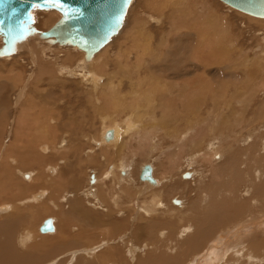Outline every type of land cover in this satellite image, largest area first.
Returning <instances> with one entry per match:
<instances>
[{"label": "rangeland", "instance_id": "374dc122", "mask_svg": "<svg viewBox=\"0 0 264 264\" xmlns=\"http://www.w3.org/2000/svg\"><path fill=\"white\" fill-rule=\"evenodd\" d=\"M189 9L193 14L188 11L184 15L185 17H181V15L183 16L185 13L184 11ZM128 10L129 11H127L123 21V26L119 32H117L116 35L111 38V41L108 43L109 45L107 44L102 50H100V52H98L95 56H92L95 58L99 56L100 58L99 61L94 63V68L96 71L98 70L99 76L102 77V86L107 84V88L109 90L112 91L115 89L116 95L118 93V99L123 97L122 99L124 100L125 104L132 101L135 103V105L141 104L144 106V104H146L144 101V94L147 92L146 89L149 88L148 82L150 83V81H152V83L158 84V82L163 83L164 80L166 82L172 81L171 79H174L170 78V76L174 73L173 71L163 68L157 69V67L161 66L162 63L168 64L175 59L176 55H181L183 64L192 65L191 67H195L196 70L192 75H185L183 78H177V81L184 80L186 81V85L189 86V81L193 83L196 79L199 80L198 86L200 89L198 90V93H196L199 102H196V106H189L187 98L179 103V105H183V108L181 107L177 109L183 113L182 115L184 116V120H181L182 122L176 120L175 122L177 123L173 124L172 126L165 127L166 131L159 129L156 126H152L154 121L151 119H154L155 117L158 118L162 113L160 108L157 109L156 107V111L151 113H148L146 110H144L146 115H140L141 117L136 116L139 124L141 125L138 126L137 130L135 129L132 132H127L130 136H121L122 133H119V138L121 140L118 138V143L123 142V146H121L122 144H117V148L115 146H110L109 148L108 146L105 148V150H100V147L95 144L96 140H94V137L95 133L100 132L99 135L101 134L102 126H104L101 123L103 114L106 116L107 113H111L112 111L115 113L117 110L115 111V108L111 107L107 109L105 108L106 99L104 96L101 98L99 96L100 99H98V96H92L93 100L91 98L89 99V97L86 96L87 94L85 91L88 89V86H84L82 82L81 85L84 87L82 89L85 91L82 93V96H80L81 94L79 93L81 90H78L77 87H74V82L78 83L79 79L81 80V77H84L85 75V73H82V67L79 69V65L83 60L91 61L90 59H92V57L90 59H83L84 55L82 56V52H80L82 50L76 46L59 45L57 43L48 42L49 40L44 37V39H41L40 35H38V37L37 35L35 37L30 35L25 38V42L24 39L22 42H18L15 49L16 51L14 50V52L8 56L0 57V84L3 83V86L0 87L2 89L5 88V90L0 89L1 91H4L2 94L0 92V117L5 114H3L5 107L8 112V116L5 114L0 119L4 125H2L3 128H0V142L3 140V143L0 144V163L2 160V155L5 154L8 146L14 142L13 135L11 134L13 131L12 127L14 126L12 115L17 116L19 114V111L22 109L19 104H26L27 100L33 98L32 100L36 101L35 106L37 107L34 108L36 113H50L48 118L50 120L49 125L52 124L55 126L56 124L59 135L57 140H61L62 146H66L68 140L63 138L61 139L60 136L63 133L64 135L67 133L69 135L68 138H74L75 134L79 135L81 133L80 126H82V129L85 128L82 130L84 134L81 133L80 135L82 137L84 136L83 140L87 142L86 148L89 151L90 149L96 151V153L94 152L95 155H97L95 159L89 157L86 151H80V156L78 153L76 154V157L73 155V158L69 157L70 159H68L66 157L65 159L64 157H60V154L57 152L56 148H54L47 152V155H45L48 156L47 158L39 157L40 159H38L43 161L44 167H41V170L44 168L47 170L45 175L47 182L62 175V169L60 170V166L61 168L64 167L66 169L68 164L67 162L72 161V172L74 171L73 174L78 171L74 174L73 179L76 177L78 184L80 183L79 187L81 189L79 191V196L87 199L84 201V203L88 205L87 208L92 207L95 212H98V215L100 214V220L102 221H100L99 225L92 223H82V221L80 222L77 217L69 216L72 228L75 226L73 228L74 232L72 231L73 233H75L76 230L81 229L84 230L81 236L84 233H87V235L88 233L91 234L89 237L85 234L82 237H79L81 238V241L84 240L85 242L79 241L77 244H84L83 246H85V244H91L90 246H92L93 242L96 243V245H103L105 243L109 244L111 241L118 240V242H121V244H118V242L115 241V243L119 245L120 249L116 264H126V262L127 264L130 262V264H134V260L131 258V252H127L128 246L129 248L136 247L135 254L140 253L139 256L142 257V260H146L145 262L141 261L140 264H145L147 262V264H192L194 258H196L194 260L195 262L201 263L200 261H203V259H197V256L200 253L205 256L204 249L208 246V244L210 245L211 243L217 245L220 252L222 253L220 259L215 264H223V262L228 258L232 259L233 264L240 262L238 261L241 259H239V256L233 255L231 252L226 251L234 247L233 244L239 246L237 247L239 249L242 247H244V249H249L250 252L258 257V259L264 260V218H261V216L264 217V207L261 206L264 205V195L261 198L257 195V192H255V190L257 191L259 188L258 185L262 187L264 186V21L251 19V15L245 14L243 12H241L242 14L235 13L240 11L229 7L220 0H132ZM177 10L181 12L177 14ZM211 10L215 12L214 16H212L213 13ZM32 13L34 17V26L39 28L40 31L48 29L51 26V23H54L53 21H56L60 16L55 11L40 10L37 8L34 9ZM43 13L45 15L52 14L53 16L52 18H44L45 15ZM189 14L192 15V19L190 18ZM219 15H224V17H219ZM179 16L180 19H178ZM46 18L50 20H47ZM174 18L177 23L174 22ZM206 18H208L207 24L209 25H211L212 21H217L213 29L217 28L216 30L221 32L219 33L222 35V41H220L221 39L219 41L221 43L224 42V44H221L219 41V44L215 42L217 41V31L216 33L214 30L213 32L215 34H212V31H210L211 28L209 30L207 29L210 32L209 36L206 35L202 37H208L209 40L211 36L214 35L215 37V39L214 37H211V39L213 38L212 41L210 40L207 42L208 39H204L198 35L200 32L204 34L206 31L205 27H203L204 25H202L200 28L199 25L195 26V28L188 26V24H195L193 22L195 21L194 19L199 22ZM176 19L180 20L181 22L177 21ZM48 21L51 23H48ZM37 23L40 24L37 26ZM179 23L182 25L180 26ZM197 28H204L205 31H202V29L201 31L198 29V31ZM195 34H197V36ZM220 34L217 36V39L221 38L219 37L221 36ZM200 39L201 41L198 42ZM0 45H2L1 36ZM32 47L35 49L33 50ZM35 50L38 51L36 52ZM174 51L178 53H173ZM103 52L104 56L102 55ZM220 54H222L223 57ZM164 55L166 56L167 60H165L166 58ZM35 57L41 58L43 60V65L49 69H54L55 71L62 69L64 72L61 70L60 74L54 75H60L59 77L64 75L65 79L58 81L59 77H56L55 79L57 80L55 82L49 83L48 80L51 78L52 74H50V71L45 68V72L48 71L44 74L45 76L43 75V78L39 79L38 83L29 85L32 80L34 81L37 79L38 69L37 73L36 71L34 72L31 80L26 79L27 74L29 75L31 70L35 68L30 61ZM76 67L79 69V71H77L78 69H76ZM66 68L69 69L68 71L71 70L72 73L66 72ZM84 69L83 72L86 70ZM9 71H14L12 74L15 76L14 73H16L17 75L15 78H17H10L12 77V74ZM47 74H50V77ZM161 74L164 75L162 76ZM166 75H169V77L167 78ZM20 77H23L22 81H20ZM7 78H10L11 80H7ZM5 80L9 82L13 80L14 82L10 83L17 86H12ZM15 81L19 82V85L18 83L15 84ZM25 81H27V89H25L23 86ZM67 82L70 87H73L70 88L68 84H66L65 87L64 84ZM207 82L209 83V86L206 85ZM46 83L48 85H46ZM117 84L119 85L117 86ZM149 85H151V83ZM14 87L16 88L13 89ZM110 87H113V89ZM123 87L127 88L125 89ZM30 89L31 92L27 93ZM190 89L191 88L189 87V90ZM16 90L19 92L22 90L24 93L20 94L21 98L19 95L17 107L16 102L18 100L16 99V95L19 92H16ZM12 91L14 93L16 92V94H14L15 96L12 94V100L10 99L9 102H6L7 104L3 103L6 99L3 98L4 94L7 95L8 92L11 93ZM134 93L137 96H134ZM138 94L139 96L141 95L140 98ZM71 95L74 97L75 95L78 97L80 96V99L75 98L72 99V101L70 100ZM205 95L207 96L205 97ZM81 99L83 105L79 102ZM92 101L94 104L97 103V106L95 105L94 109L93 105H91L93 103ZM154 102L157 103V99ZM1 105H3V107H1ZM134 106L128 107L129 112H120V110H118L116 114L112 113L115 117L110 119L106 125H109L112 121L116 123L123 122L122 118H125L124 114H132L133 112L136 113L137 109L134 108ZM172 110L177 111L174 107ZM150 116H153V118H150ZM70 128H75L76 132H73V130ZM146 129L147 131H145ZM80 135L78 136V139L76 138L77 141L82 140ZM203 137L204 145H201V149H192L191 146H195L193 141L200 140ZM40 144L41 143H38V145ZM102 144L106 145V143L103 142ZM104 145L102 147H105ZM59 149L67 150L66 147ZM70 150L72 151V148H70ZM119 150L122 153L121 156H119L117 153ZM235 152L239 153L237 154ZM251 153H255V156L253 157L255 160L249 159L248 155ZM52 154H55L54 158L51 157ZM104 155L107 157L109 156L111 160L109 158L106 160ZM234 155L237 157L236 159H234ZM81 156L84 159H79ZM109 160L110 162H108ZM251 160L255 161L254 166H252ZM111 162H122L126 168H122L125 173H117L116 176L118 178H116L117 180L115 179L114 182H112L113 178L107 174L108 171H110L108 166L111 165ZM12 163L15 165L14 167L17 168L15 172L16 175H14L13 172V177L15 180H20L21 178V180L33 183V185L29 188L31 190L27 193L26 197L34 195L38 191H46L45 195L39 199L24 200L22 202L23 204L21 203L20 206H26L24 207L25 209L23 208L24 210L21 211L23 217H21L22 220L29 219L30 222L32 221V225H36L32 227V230L33 228L35 229L34 232L36 233V239H38V241L43 236L52 235L51 237H53V234L56 236L58 230L61 228V225H67L64 224L66 221L61 217L63 214H59V212L62 209V205H64L63 210L67 209L68 204L66 201H68V199L64 200L60 205L62 199L55 200V198L59 197L63 193L62 190L58 193L57 189L47 187L48 185L46 184L35 187V184L42 182L38 175L39 172L41 173L39 170L40 166L37 163L31 162L27 167L26 165H22V163L19 161L18 165H16V162ZM146 163L150 164L152 170L155 171H152V174L153 178H155V181L158 183V186L154 189L151 188L150 182L147 183V181L140 180L139 178L140 170ZM232 163L234 164L233 166H231ZM234 166H237L238 170H242L243 174L248 172L247 170L251 168L254 169L251 175H255V178L249 174H245V178L242 174H233L231 169H234ZM50 168L55 169L53 173L51 172L52 170L48 171ZM188 171L192 173V177L190 179L183 178L182 174ZM93 173L99 182L96 181L98 184L95 182L92 185L93 187H96L92 192L88 179ZM25 174H31V177L28 178V176H25ZM64 175L70 177L68 173L64 172ZM48 176H50V178ZM65 176H63V179ZM156 177L167 180L171 177L172 178L171 182L164 181L165 185L163 184L164 186L162 187V185L159 184V181H157L160 178L156 180ZM225 178H227V180L223 181ZM250 179H253V182H250L252 181ZM67 181L69 182V178H67ZM225 182L227 183L225 184ZM122 185H124V187ZM248 187L251 188V192L249 193L246 190ZM263 188H260L262 189V192L264 191ZM155 192L159 193V196L161 197L160 200H162L161 202H164L165 204L163 208L160 207L161 209H157V213L146 212L144 208H146V205L149 203L144 205L143 202H149L150 198L152 197L151 194ZM213 193L217 195L218 198H227L228 200H231L232 198L235 202V205L238 206L240 204L241 206H239L242 207L240 209V215L235 218V216H237L236 214H238V207L234 208V206H229V204L227 205V203H225L224 206L227 208L223 209L228 211L230 214V216H227V219L230 217L228 220L229 223H227L226 226L220 225L222 228H219L218 230L215 229V222H206L201 224L194 221L195 216L200 214L199 209L203 210L207 200L211 198ZM117 194H119V199L118 197L115 199ZM172 198H180V202L184 201V204H182L183 206H178V204L174 205ZM129 200L132 201L128 202ZM192 201H195L196 204H198L199 209L192 207ZM249 201H251L250 204ZM49 203H51L50 206ZM116 203L117 205H115ZM38 205L41 206L42 209L40 207L38 208ZM109 206L111 207V210L108 212L107 209ZM35 207L38 208L37 211H35ZM45 208L47 210H44ZM124 213L127 217L123 215ZM25 214L29 216L26 217ZM1 217L4 218L2 212H0V219ZM258 217H260V225H258L259 223L256 224L258 222ZM47 218H51V220L54 221L53 223L56 222L54 224L55 227L53 233H48L47 231L41 232L39 229L40 225ZM111 218H114L117 223L110 224L109 220ZM153 220L158 221V224L154 229V231L157 232H160L164 229L165 231H178L179 229L181 230L185 227L193 226V228H191L192 230H186V233L188 235L192 232H199L200 230L201 233L198 234V236L200 237L201 242L200 244H194V246L187 241V243L183 245L181 240H178V242L175 241L177 240L175 234V236H170L167 240V243L164 245L158 243L155 238L154 242L150 243L148 231L151 229L150 224ZM79 223L81 224L79 225ZM141 226H143V230L141 229ZM85 228L87 229V232ZM60 231L61 229L59 232ZM140 231L142 233H140ZM236 231H239L240 233L234 236L235 238L232 237V239H234L232 240L230 236H232V234ZM139 233L142 234L143 238L140 237ZM122 234L128 239L125 238L123 241H121L119 236H122ZM223 237H225L223 239L225 242L222 240ZM92 239L93 241H91ZM175 242L177 244H174ZM205 242L206 247L203 246L202 248V244ZM227 242H230V247L227 245ZM74 246L75 245L69 243L67 244L68 249L65 248L63 251H68L71 248L69 252H73L76 250V248H73ZM102 248H105V246L101 247L100 249L102 250ZM77 249H83V247H79ZM242 256L244 257V260L241 259L242 264H254L252 261H249L248 257H246L244 254H242ZM137 261H140V259ZM195 262L194 264H196ZM210 262L211 260H209L207 264H211ZM255 264H262V262L258 261L255 262Z\"/></svg>", "mask_w": 264, "mask_h": 264}, {"label": "bare ground", "instance_id": "6f19581e", "mask_svg": "<svg viewBox=\"0 0 264 264\" xmlns=\"http://www.w3.org/2000/svg\"><path fill=\"white\" fill-rule=\"evenodd\" d=\"M132 1V0H131ZM131 3V2H130ZM227 5V4H226ZM130 6V5H129ZM129 6H128V9H129ZM179 6V5H178ZM230 7V6H229ZM177 8V7H176ZM224 8V7H223ZM36 9V8H35ZM127 9V11H129ZM207 9V8H206ZM180 10L182 11V9L180 8ZM200 10V9H199ZM236 10V9H235ZM178 11V10H177ZM180 11V12H181ZM188 11H190V9L189 10H185L184 12V14H183V16L181 15V17H185L184 15L186 14V12H188ZM206 11V10H205ZM212 11V10H211ZM239 11V10H238ZM179 11L177 12V14L178 13H180ZM42 13V12H41ZM127 13V12H126ZM190 13H192L191 11H190ZM212 13H213V15L212 16H214L215 15V12H213L212 11ZM234 13V12H233ZM235 13H239V14H242L241 13V11L240 12H235ZM244 13V12H243ZM44 14V13H43ZM193 14V13H192ZM45 15V14H44ZM180 15V14H179ZM190 15V14H189ZM52 14H46L45 16H44V18L45 17H49V18H52ZM191 16L192 15H190V18H191ZM222 17H224V15L222 16ZM247 17V16H246ZM125 18V17H124ZM162 18V17H161ZM177 18V17H176ZM251 19H255V20H263L264 21V18H259V17H256V16H251L250 17ZM47 19V18H46ZM178 19H180V16H179V18ZM182 20H184L183 18H181ZM186 19V18H185ZM192 19V18H191ZM226 19V18H225ZM249 19V18H248ZM47 20H50V19H47ZM177 20V19H176ZM195 21H193L195 24H192V25H189L188 24V26H191V27H194L195 28V26H197V25H199V28L202 26V25H204L203 27H205V29H206V31H205V29L204 28H201L202 29V31H205L204 32V34H202L201 32H200V34H198L200 37H202V36H206V35H208L209 36V34H210V32L208 31L210 28L212 29H210V31H212V34L214 33L213 31L215 30V32L217 31L216 29V26H215V28L216 29H213L214 28V25L216 24V22L217 21H212L211 22V25H209V24H207V22H208V18H206V19H203L202 21H197L196 19H194ZM206 20V21H205ZM209 20H210V18H209ZM123 21H124V19H123ZM177 21H180V20H177ZM53 22H55V20L53 21ZM172 22H173V20H172ZM174 22L175 23H177L176 21H175V18H174ZM181 22V21H180ZM187 22V21H186ZM48 23H51V22H49L48 21ZM40 24V23H39ZM38 23H37V26L39 25ZM53 23H51V25H52ZM34 25V24H33ZM49 25V24H48ZM179 25H180V23H179ZM179 25L177 24V26L179 27ZM182 25V24H181ZM180 25V26H181ZM183 25H184V23H183ZM194 25V26H193ZM222 25V24H221ZM122 26H123V23H122ZM121 26V27H122ZM187 26V25H186ZM218 26V25H217ZM35 27V26H34ZM40 27V26H39ZM224 27V26H223ZM229 27V26H228ZM36 28V32L35 33H33V34H30V35H32L33 37H35L36 35H37V37H38V32H41L40 31V29L39 28H37V27H35ZM199 28H197V30L199 29ZM219 28V27H218ZM225 28V27H224ZM121 29V28H120ZM119 29V30H120ZM201 29H199L200 31H201ZM208 29V30H207ZM119 30L117 31V32H119ZM198 30V31H199ZM220 30V29H219ZM228 30V29H227ZM136 31V30H135ZM189 31V30H188ZM222 31V30H221ZM224 31V30H223ZM230 31V30H229ZM197 32V31H196ZM218 32V33H217ZM216 33L219 35L221 32L220 31H217ZM220 32V33H219ZM198 33V32H197ZM225 33H226V31H225ZM260 33V32H259ZM193 34V33H192ZM211 34V35H212ZM215 34V33H214ZM223 34V33H222ZM116 35V34H115ZM114 35V36H115ZM196 36H197V34H195ZM217 35V36H218ZM221 35V34H220ZM114 36H112V37H114ZM192 36V35H191ZM198 36V37H199ZM216 36V35H215ZM217 36H216V40L217 41H215L217 44H219L218 43V41L220 40V41H222V35L221 36H219V37H221V38H219V39H217ZM41 37V36H40ZM111 37V38H112ZM199 37V38H200ZM211 37H214V35L213 36H211ZM211 37H210V40L212 41V39H211ZM43 37H41V39H42ZM111 38L109 39V41H111ZM188 38H189V36H188ZM202 38H204V37H202ZM33 39V38H32ZM31 39V40H32ZM37 39V38H36ZM44 39V38H43ZM204 39H208L207 40V42H209L210 40H209V38L208 37H206V38H204ZM203 39V40H204ZM214 39H215V37H214ZM39 40V39H38ZM139 40V39H138ZM183 40V39H182ZM194 40V39H193ZM203 40H202V42H203ZM109 41L101 48V49H99V51H97L95 54H93L94 56L98 53V52H100V50H102L108 43H109ZM199 41H201V39L200 40H198V42ZM206 41V40H205ZM219 41V42H220ZM20 42H22V41H20ZM24 42H25V39H24ZM38 42V41H37ZM48 42H50V41H48ZM194 42H196V41H194ZM214 42V41H213ZM213 42H210V43H213ZM214 42V43H215ZM31 43V42H30ZM34 43V42H33ZM51 43H54V42H51ZM221 43V42H220ZM223 44H224V42H222ZM221 43V44H222ZM17 44H18V42L15 44V48H14V50L16 49V46H17ZM20 44V43H19ZM28 44V43H27ZM50 44V43H49ZM216 44V45H217ZM109 45V44H108ZM144 45V44H143ZM148 45V44H147ZM28 46H29V44H28ZM0 47H1V45H0ZM30 47V46H29ZM46 47H47V45H46ZM35 48H36V44H35ZM34 48V49H35ZM38 48V47H37ZM42 48V47H41ZM41 48H40V50H41ZM183 48V47H182ZM31 49V48H30ZM32 49H33V47H32ZM31 49V50H32ZM33 49V50H34ZM80 49V48H79ZM111 49V48H110ZM141 49V48H140ZM207 49V48H206ZM46 50V49H45ZM151 50V49H150ZM154 50V49H153ZM16 51V50H15ZM36 51V50H35ZM38 51V50H37ZM36 51V52H37ZM106 51V50H105ZM148 51V50H147ZM183 51V50H182ZM14 52V51H13ZM13 52H11V53H13ZM41 52V51H40ZM80 52H82V56L84 55V52L83 51H80ZM151 52V51H150ZM179 52H181V51H179ZM10 53V54H11ZM108 53V52H107ZM153 53V52H152ZM173 53H178V52H176V51H174ZM10 54H6V55H1L0 57H4V56H8V55H10ZM41 54V53H40ZM81 54V53H80ZM100 54V53H99ZM106 54V53H105ZM155 54V53H154ZM162 54V53H161ZM14 55V54H13ZM35 55V54H34ZM92 55V56H93ZM102 55L104 56V52L102 53ZM157 55H159V54H157ZM166 55V54H165ZM164 55V57L166 58V56ZM220 55H222V54H220ZM153 56V55H152ZM84 57V56H83ZM139 57V56H138ZM162 57V56H161ZM161 57H158V58H161ZM222 57H223V55H222ZM157 58V59H158ZM6 59V58H5ZM30 59H32V58H30ZM83 59H85V58H83ZM143 59V58H142ZM150 59V58H149ZM174 59V58H173ZM222 59V58H221ZM91 61H86V60H81L82 61V65L80 64H77V65H79V69H81L80 67H82V73H85V75H84V77H81V80L79 79V81H78V83H75L74 82V87H77V89L78 90H81V92H79L81 95L80 96H82V93L83 92H85L86 91V96H88L89 97V99L91 98L92 99V96H98V99H100L101 97H105V99H106V109L107 108H115V111L117 110H120V112H126V111H128L129 112V108L128 107H133L134 105H135V103L134 102H129V103H127V104H125V102H124V100L122 99H118L119 97H117L118 96V93H117V95H116V90L115 89H113V87H114V85H113V87H110V88H112L113 90L111 91V90H109L108 88H107V84H104L103 86H102V84H101V82H102V80H101V76H99V74H98V70L96 71L95 70V68H94V63L95 62H97V61H99L100 60V58H99V56L98 57H92V59H90ZM165 60H167V58L165 59ZM165 60H164V62H165ZM181 60H182V58H181V55H176L175 56V59L172 61V62H170V63H165V64H163L162 63V65L161 66H159V67H157V69L159 68H163V69H167V70H171V71H173L174 73L170 76V78H174V79H171L172 81H166L165 82V80H164V82L163 83H159L158 82V84H155V83H152V81H150V83H151V85H149L150 83L148 82V80H147V82H148V86H149V88H147L146 90H147V92H145V94H144V101H145V103L146 104H144V106L143 105H141V104H138V105H135L134 106V108H136L137 110H136V113H126V115L124 114V117L125 118H122V121L123 122H119V123H116V122H110V124L108 125H106V123H108L109 122V120L110 119H112V118H114L115 116L112 114V113H114L113 111L111 112V113H107L106 114V116H104V114H103V117H102V125H104V126H102V131H101V134L99 135V133H95V137H94V140H96L95 141V144L96 145H98L99 147H100V150H105V148L106 147H108L109 146V148H110V146L111 147H116V145L117 144H122V143H118V138H119V133H122L121 134V136H123V135H128V136H130L127 132H132V131H134L135 129L137 130V128H138V126L140 125L139 124V122H138V119L136 118V116H140V115H144L145 114V112H144V110H146V112H148V113H151V112H154V111H156L155 110V108L157 107V109L158 108H160L161 110H162V113H161V115L157 118V117H155L154 119H151V120H153L152 122H153V127L154 126H156V127H158L159 129H162V130H165V127H169V126H172L173 124H175V123H177V122H175L176 120H178V121H183L184 120V116L182 115L183 113H181L180 111H178V109L177 108H183V105H179V103H181L182 101H184V99H186L187 98V101H188V105L189 106H196V102H199V100H198V98H197V95H196V93H198V90L200 89V87L198 86V81L199 80H195L193 83L192 82H190L189 81V86L188 85H186V81H184V80H182V81H177V78H183V77H185V75H192V74H194L195 73V67H191L192 65H186V64H183V60H182V62H181ZM1 61V60H0ZM31 61V63H32V65H33V67H35L33 70H31V72H30V74L28 75L27 74V78L26 79H30L31 80V78H32V76H33V74H34V72L36 71V73H37V69H38V73H37V79H35L34 81L32 80V82H30V84L29 85H34L35 83H38L39 82V79H42L43 78V75L45 74V73H47V72H45V68H47V70H49L50 71V74H52V76H51V78L48 80V82L49 83H52V82H55L57 79H55L56 77L58 78L59 76H57L58 74H60V71L62 70V69H60L59 71H55L54 69H49L48 67H45L44 65H43V60L41 59V58H37V57H35V58H33L32 60H30ZM143 61V60H142ZM221 61V60H220ZM105 62V61H104ZM30 63V64H31ZM102 63V62H101ZM106 63V62H105ZM104 63V64H105ZM96 65V64H95ZM72 66V65H71ZM212 66V65H211ZM210 66V67H211ZM32 68V67H31ZM74 68V67H73ZM86 70H85V69ZM189 68V69H188ZM10 69V68H9ZM12 69V68H11ZM14 69V68H13ZM36 69V70H35ZM75 69V68H74ZM76 69H78L77 67H76ZM79 69L77 70V71H79ZM83 69L85 70V72H83ZM213 69V68H212ZM69 69L68 68H66V72H71L72 73V71L70 70V71H68ZM80 70V71H81ZM100 70V69H99ZM74 71V70H73ZM9 72H11V71H9ZM14 72V71H13ZM13 72H11V74L13 73ZM59 72V73H58ZM62 72H64L63 70H62ZM96 72V73H95ZM161 72V71H160ZM166 72V71H165ZM75 73V72H74ZM10 74V75H11ZM15 74V76L17 75L16 73H14ZM49 74V75H50ZM54 74H57V75H54ZM102 74V73H101ZM141 74V73H140ZM167 74V73H166ZM169 74V73H168ZM216 74V73H215ZM48 75V74H47ZM48 75V76H49ZM139 75V74H138ZM162 76L164 75V74H161ZM8 76V75H7ZM12 77H10V78H15V76L12 74L11 75ZM45 76V75H44ZM81 76H82V74H81ZM167 76V78L169 77V75H166ZM47 77V76H46ZM50 77V76H49ZM65 76L64 75H61V77H59V79H58V81L59 80H61V79H65L64 78ZM9 78V79H10ZM17 78V77H16ZM15 78V79H16ZM21 78V80L20 81H22V79H23V77H20ZM80 78V77H79ZM160 78V77H159ZM159 78H157V79H159ZM165 78V77H164ZM3 79H5V78H3ZM8 78H7V80H9ZM11 80V79H10ZM27 80V81H28ZM234 80V79H233ZM236 80V79H235ZM6 81V80H5ZM18 81V80H17ZM17 81H15V84L16 83H18V85H19V82H17ZM27 81H25L24 82V88L25 89H27L28 87V85H26L27 84ZM7 83H9V84H11V83H13L14 81L12 80V81H6ZM81 82H82V84H84V86H88V89L87 90H85V91H83V89L82 88H84L82 85H81ZM119 82V81H118ZM140 82V81H139ZM188 82V81H187ZM32 83V84H31ZM3 84V83H2ZM2 84H0V86H3ZM66 84H68V82L67 83H65L64 84V86L66 87ZM147 84V83H146ZM209 83L207 82V84L206 85H208ZM12 86L14 85V84H11ZM10 85V86H11ZM26 85V86H25ZM46 85H48L47 83H46ZM110 85V84H109ZM108 85V86H109ZM119 84H117V86H118ZM14 86H17V85H14ZM68 86H69V84H68ZM124 86V85H123ZM209 86V85H208ZM207 86V87H208ZM59 87H61V86H59ZM70 87V86H69ZM73 87V86H72ZM72 87H70V88H72ZM189 87L191 88L190 90H189ZM16 87H14L13 89H15ZM30 88V87H29ZM115 88V87H114ZM123 88H125V87H123ZM127 88V87H126ZM125 88V89H126ZM141 88V87H140ZM146 88V87H145ZM203 88V87H202ZM0 89L1 90H5V88H1L0 87ZM18 89V88H17ZM34 89V88H33ZM117 89V88H116ZM229 89V88H228ZM0 90V92H1V94H2V92H4V91H1ZM23 90V89H22ZM22 90L19 92V91H17L16 90V92H19V93H17V95H16V99L18 100L17 102H16V107H17V103L19 102V99H18V97H19V95L21 94V93H23L22 92ZM145 90V91H146ZM204 90H205V87H204ZM214 90V89H213ZM36 91V90H35ZM16 92L14 93L13 91L11 92V93H9L8 92V94L7 95H5L4 94V97L3 98H6L5 99V102H3V103H6V102H9V100L12 98V94L14 95V94H16ZM31 92V89L27 92V93H30ZM120 92V91H119ZM66 93V92H65ZM122 93V92H121ZM143 93V92H142ZM24 94V93H23ZM135 94V93H134ZM200 94V93H199ZM35 95V94H34ZM78 95V94H77ZM121 95V94H120ZM132 95V94H131ZM210 95V94H209ZM15 96V95H14ZM80 96L78 97V96H76L75 95V97L74 96H70V100H72V99H80ZM99 96H100V98H99ZM126 96H127V94H126ZM134 96H137L136 94L134 95ZM133 96V97H134ZM138 96H139V94H138ZM207 95H205V97H206ZM87 97V98H88ZM132 97V98H133ZM141 97V95L139 96V98ZM14 98V99H15ZM20 98H21V95H20ZM68 98V97H67ZM33 98H31L30 100H27L26 101V104L25 103H21V104H19V106L22 108L20 111H19V114L17 115V116H14V115H12V118H13V127H12V129H13V131L11 132V134L13 135V140H14V142H12L9 146H8V148L6 149V151H5V154L4 155H2V160H1V163H0V212H2V214H3V217L4 218H2L1 217V219H0V264H74L75 262V264H116V260H117V258H118V254H119V252H120V249H119V243L121 244V242H118V240L116 241V242H118V244L117 243H115V241H111L109 244H106L105 242V244H103V245H96V243H93L92 242V246H90L91 244H85V246H83V245H79V244H77L79 241H81V238H79V237H82L81 236V234L84 232V230H76V232L75 233H73L74 231H73V228L75 227H73L72 228V225H71V222H70V217L69 216H72V217H77L78 218V220H80V222L82 221V223H92V224H97V225H99V223H100V221H102V220H100V214L98 215L97 213L98 212H95L94 211V209L91 207V208H87L88 207V205H86L85 203H84V201H86L87 199H84V198H82V197H80L79 196V191H80V183L78 184V180H77V178L75 177L74 179H73V176H74V174L75 173H77L78 171H76L74 174H73V172H72V161L71 162H67V163H65V164H67V167H66V169L64 168V167H62L61 168V166H60V170H61V174L62 175H60L59 176V174H60V171H59V174H58V176L59 177H55L53 180H51V181H49V182H47V180H46V178H45V175H46V172H47V170L44 168V169H42L41 170V167H44L43 166V161H41V160H38V159H40L39 157H44V158H47L48 156H45V155H47V152H49V151H51V149H54V148H56V150H57V152L60 154V157H64L65 159H66V157L68 158V159H70L69 157H72L73 158V155H75V157H76V154H78L80 151H86V153H87V155H89V157H92V159H95L96 157H97V155H95V153H96V151L95 150H93V149H90V151L86 148V145H87V142H85V140H83V137L80 135L81 133L82 134H84V132L82 131L83 129H85V128H83L82 129V126H80V128H81V133L79 134L81 137H82V140L81 141H77V139H78V136L79 135H77V134H75V137L74 138H68L69 137V135L66 133L65 135H64V133L60 136L61 137V139L63 138V139H67L68 140V143H67V145L66 146H62V143H61V140H57V138H58V129H57V126H56V124H55V126L54 125H49V122H50V120L48 119L49 118V115H50V113H48V112H37L36 113V110L34 109V108H36L37 106H35L36 105V101H34V100H32ZM89 99H87V100H89ZM127 99V98H126ZM137 99V98H136ZM157 99V103L156 102H154L155 100ZM12 100V99H11ZM93 100V99H92ZM138 100V99H137ZM143 100V99H142ZM73 101V100H72ZM82 101V99L79 101L80 103H82L81 102ZM130 101V100H129ZM135 101V100H134ZM23 102V101H22ZM38 102V101H37ZM74 102H76V101H74ZM93 102V101H92ZM128 102V101H127ZM140 102V101H139ZM103 103V102H102ZM156 103V104H155ZM7 104V103H6ZM91 104V103H90ZM82 105H83V103H82ZM91 105H93V109H94V107H95V105L97 106V103H95L94 104V102L91 104ZM99 105V104H98ZM34 106V107H33ZM1 107H3V105H1ZM5 107V106H4ZM43 107V106H42ZM41 107V108H42ZM65 107V106H64ZM82 107H84V106H82ZM142 107H143V109H142ZM175 108V110H177V111H174V110H172V108ZM9 108H10V106H9ZM127 108H128V110H127ZM213 108V107H212ZM5 109V111L3 110V114L5 113V114H7L8 112H7V109H6V107L4 108ZM31 109H33V110H31ZM43 109V108H42ZM92 109V110H93ZM96 109V108H95ZM8 110H10V109H8ZM19 110V109H18ZM45 111V110H44ZM116 111V112H117ZM131 111V110H130ZM182 111H183V109H182ZM1 112V111H0ZM116 112L114 113V114H116ZM10 113V112H9ZM39 113V114H38ZM188 113H190V112H188ZM2 114V115H3ZM4 114V115H5ZM69 114V113H68ZM191 114V113H190ZM3 115V116H4ZM55 115V114H54ZM146 115V114H145ZM185 115V114H184ZM3 116H1L0 117V119L3 117ZM7 116H8V114H7ZM141 117V116H140ZM153 118V116H150V118ZM186 117V116H185ZM50 118H52V117H50ZM194 118H195V116H194ZM193 118V119H194ZM148 119V118H147ZM185 119H187V118H185ZM52 121V120H51ZM181 121V122H182ZM1 122V121H0ZM174 122V123H173ZM193 122V121H192ZM57 123V122H56ZM117 125H116V124ZM184 124H185V121H184ZM186 124H187V122H186ZM195 124V123H194ZM1 126H0V128L2 127V122H1V124H0ZM76 125V124H75ZM79 125V124H78ZM110 125H111V127H110ZM113 125V126H112ZM193 125V124H192ZM4 126V125H3ZM11 126V125H10ZM124 126V127H123ZM141 126V125H140ZM176 126V125H175ZM59 127V126H58ZM78 127V126H77ZM86 127V126H85ZM213 127V126H212ZM3 128V127H2ZM66 129V128H65ZM68 129V128H67ZM71 130H73V132H76L75 131V128L73 129V128H70ZM153 129V128H152ZM90 130V129H89ZM108 130H110L111 131V136L110 137H107L106 136V131H108ZM145 131H147V129L145 130ZM166 131V130H165ZM202 131V130H201ZM65 132V131H64ZM168 132H169V130H168ZM143 133H144V131H143ZM204 133V132H203ZM90 134V133H89ZM147 134V133H146ZM188 134V133H187ZM202 134V133H201ZM204 135V134H203ZM120 136V137H121ZM11 138V137H10ZM77 138V139H76ZM134 138V137H133ZM85 139V138H84ZM120 139V138H119ZM151 139V138H150ZM121 140V139H120ZM155 140H157V139H155ZM204 137L203 138H201L200 140H194L193 141V143L195 144V146H191L192 147V149H201L200 147H201V145H204ZM11 141V140H10ZM102 142L103 143H106V145H104V144H102ZM3 143V140L0 142V144H2ZM5 143V142H4ZM38 143H41L40 145H38ZM203 143V144H202ZM65 144V143H64ZM108 144V145H107ZM5 145V144H4ZM105 146V147H102V146ZM210 145V144H209ZM6 146V145H5ZM67 146H69V147H67ZM121 146H123V144L121 145ZM154 146V145H153ZM211 146H212V144H211ZM63 147H66L67 148V150H60L59 148H63ZM93 147V146H92ZM92 147H90V148H92ZM102 147V148H101ZM70 148H72V151L70 150ZM94 148H96V147H94ZM117 148V147H116ZM227 148H230V147H227ZM226 148V149H227ZM223 149V148H222ZM212 150V149H211ZM220 150V149H219ZM254 150V149H253ZM227 151H228V149H227ZM95 152V153H94ZM234 152V151H233ZM106 153V152H105ZM117 153L119 154V156H121L122 155V153L120 152V150L119 151H117ZM228 153V152H227ZM226 153V154H227ZM232 153V152H231ZM235 153H239V152H235ZM117 154V155H118ZM105 155H107V154H105ZM104 155V157L106 158V160H108V158H109V156L107 157V156H105ZM236 155V154H235ZM235 155H234V159H236L237 157H235ZM261 155V154H260ZM79 156H80V153H79ZM118 156V157H119ZM255 156V153H251V154H249L248 155V157H249V159H254L255 160V158H253ZM51 157L52 158H54L55 157V154H52L51 155ZM123 157V156H122ZM121 157V158H122ZM262 157V156H261ZM84 159L82 156L81 157H79V159ZM260 158V157H259ZM50 160H52L51 158H49ZM56 159V158H55ZM79 159H78V162H79ZM81 159V160H82ZM91 159V158H90ZM110 159V158H109ZM234 159H233V161H234ZM33 160H34V162H33ZM64 160V159H63ZM111 160V159H110ZM110 160L108 161V162H110ZM18 161L20 162V163H22V165H26V167L28 166V165H30V163L32 162V163H37L40 167H39V170L41 171V173L39 172V178L42 180V182L41 183H39V184H35V187H37V186H39V185H43V184H46V185H48L47 187H51L52 189H57V192L59 193L61 190L63 191V193L59 196V197H57V198H55V200L56 199H62V201H61V203H60V205L63 203V201L64 200H66V199H68V201H66L67 202V209H64L63 210V206L64 205H62L61 206V208H59V209H61V211L59 212V214H63V215H61V217L63 218V220H65L66 221V223H64V224H67L66 226H64V225H61V231L59 232V230H58V233H57V235L56 236H54V234H53V237H51L52 235H50V236H43L41 239H39V241H38V239H36V233L34 232V228H33V230H32V227H34V225L35 224H33L32 225V221L30 222L29 221V219H24V220H22V213H21V211L22 210H24L25 208L24 207H26V206H24V207H22V206H20L21 205V203L24 201V200H30V199H32V200H36V199H39V198H41L43 195H45V190L44 191H38V192H36L34 195H30V196H32V197H30V196H28V197H26V195H27V193L31 190V189H29L32 185H33V183H29V181H24V180H21V178H20V180H18V179H14V177H13V172H14V175H16V167H14L15 165H13V163L12 162H16V165H18ZM121 161V160H120ZM252 162H251V164H252V166H254L255 165V161H253V160H251ZM262 161V160H261ZM107 162V163H108ZM228 162V161H227ZM75 163H77V162H75ZM119 163V164H118ZM111 162V165L110 166H108L109 168H110V171H108V175L109 176H111L113 179H112V182H114V180L116 179V178H118L116 175H117V173H120L121 174V172H123V173H125L124 171H123V169L122 168H125L124 166V164H122V162ZM234 163H235V161H234ZM127 164V163H126ZM31 165H33V164H31ZM36 165V164H35ZM61 165V164H60ZM74 165V164H73ZM108 165H109V163H108ZM228 165V164H227ZM227 165H226V167H227ZM234 164L232 163L231 164V166H233ZM23 166V167H24ZM104 166V165H103ZM107 166V165H106ZM151 166V165H150ZM154 166V165H153ZM249 166V165H248ZM25 167V168H26ZM220 167V166H219ZM219 167H218V169H219ZM230 167V166H229ZM104 168V167H103ZM152 168V167H151ZM217 168V167H216ZM231 168V167H230ZM126 169V168H125ZM240 169V168H239ZM258 169V168H257ZM264 169V168H263ZM262 169V170H263ZM49 170H52L51 172L53 173L54 172V170L55 169H52V168H50V169H48V171ZM66 170V171H65ZM170 170V169H169ZM169 170H167V171H169ZM224 170V169H223ZM261 170V169H260ZM95 171V170H94ZM93 171V172H94ZM105 171H106V169H105ZM152 171H154V170H152ZM231 171H232V173L234 174V173H237V174H242L243 176H244V178H245V174H249V175H251L252 174V172L254 171V169H249V170H247L248 172H246L245 174H243V172H242V170H238V168H237V166H234V169H231ZM257 171V170H256ZM64 172L65 173H68L69 175H70V177H67V176H65L64 175ZM155 172V171H154ZM166 172V171H165ZM170 172V171H169ZM220 172V171H219ZM230 172V171H229ZM106 173V172H105ZM134 173V172H133ZM153 173V172H152ZM195 173V172H194ZM36 174H37V172H36ZM130 174V173H129ZM129 174H127V175H129ZM188 174H189V177H187V178H191L192 177V173L190 172V171H188ZM232 174V175H233ZM119 175V174H118ZM25 176H28V178H30L31 177V174H25ZM63 176H65V178L63 179ZM92 176V177H91ZM124 176V175H123ZM234 176V175H233ZM252 176V175H251ZM254 176V178H255V175H253ZM252 176V177H253ZM36 177V176H35ZM49 178H50V176H48ZM69 178V182L67 181V178ZM126 177H128V176H126ZM126 177H124V178H126ZM152 177H153V174H152ZM170 177V176H169ZM257 177V176H256ZM17 178V177H16ZM19 178V177H18ZM53 178V177H52ZM108 178V177H107ZM135 178V177H134ZM160 178V177H159ZM158 177H156V180L157 179H159ZM172 178V177H171ZM171 178L170 179H164V178H160L159 180H157V181H159V184H161L162 185V187L165 185V182H171ZM229 178V177H228ZM233 178V177H232ZM121 179L123 180V178L121 177ZM154 179V182L153 183H150L151 184V188H156L157 186H158V183L155 181V178H153ZM163 179V180H162ZM174 179V178H173ZM50 180V179H49ZM89 186H90V188H91V190H92V192H93V189L94 188H96L95 186L93 187L92 185L96 182V181H98L97 180V178H96V176H95V174L93 173V174H91L90 175V177H89ZM117 180V179H116ZM120 180V179H119ZM227 180V178H225L223 181H226ZM250 180H252V181H250V182H253V179H250ZM31 181H33V180H31ZM34 181H35V179H34ZM37 181V180H36ZM70 181H71V183H70ZM130 181V180H129ZM146 181V180H145ZM163 181V182H162ZM165 181V182H164ZM99 182V181H98ZM98 182H96L97 184H98ZM147 183H148V181H147ZM227 182H225V184H226ZM78 184V185H77ZM164 184V185H163ZM222 184V183H221ZM252 184V183H251ZM250 184V185H251ZM254 184V183H253ZM126 185V184H125ZM217 185V184H216ZM68 186H70V187H68ZM120 186V185H119ZM123 187H124V185H122ZM127 187V186H126ZM161 187V186H160ZM203 187V186H202ZM251 187V186H250ZM258 190L256 191L255 190V192H257V195L258 196H260L261 198L263 197V195H264V191L262 192L261 190L262 189H260V188H263L262 186H260V185H258ZM83 189V188H82ZM124 189V188H123ZM170 189V188H169ZM199 189V188H198ZM253 189H254V187H253ZM256 189V188H255ZM264 189V188H263ZM59 190V191H58ZM127 190V189H126ZM133 190V189H132ZM176 190V189H175ZM246 190L248 191V193L249 192H251V188H246ZM53 191H55V190H53ZM123 191V190H122ZM171 191V190H170ZM253 191V190H252ZM57 192H55V193H57ZM159 192V191H158ZM160 192H161V189H160ZM168 192V191H167ZM236 192V191H235ZM57 193V194H58ZM206 194H208V193H206ZM22 195H24V196H22ZM54 195V194H53ZM56 195V194H55ZM98 195V194H97ZM118 195L119 194H117L116 196H115V199H116V197H118ZM152 195V197L150 198V201L148 202V201H144L143 202V204L144 205H146V204H148V205H146V208H144V210L146 211V212H156L157 211V209H159L160 207L161 208H163V206H164V202H161L162 200H160L161 199V197L159 196V193H157V192H155V193H153V194H151ZM170 195V194H169ZM162 196V195H161ZM197 196H198V194H197ZM24 197H26V198H24ZM23 198V199H22ZM114 198V197H113ZM260 198V199H261ZM118 199H119V197H118ZM133 199V198H132ZM173 199H175V200H178V203H174L173 201V204L175 205V204H178V206H183L182 204H184L183 202H180V198L179 199H177V198H172V200ZM248 199V198H247ZM253 199V198H252ZM255 199V198H254ZM31 200V201H32ZM264 200V199H263ZM89 201V200H88ZM114 201V200H113ZM132 200H129L128 202H131ZM259 201V200H258ZM45 202V201H44ZM55 202H57V201H55ZM101 202V201H100ZM248 202V201H247ZM247 202H246V204H247ZM38 203H40V202H38ZM89 203V202H88ZM225 203H227V205L229 204V206H234V208H236V207H238V214H236L237 216H235V218H237L239 215H240V213H241V211H240V209L242 208V207H240L239 205L237 206V205H235V202H234V200L231 198V200H228L227 198H218V196L217 195H215L214 193L211 195V198L210 199H208L207 200V202H206V205H205V207L203 208V210L202 209H199V206H198V204H196V202L195 201H192L191 202V205H192V207H195V208H197V209H199L200 210V214L199 215H197V216H195V219H194V221L197 223H206V222H215V229L216 230H218L219 228H222V226H220V225H225L226 226V224L227 223H229V219H230V217H229V219H227V216L229 215L230 216V214H229V212L228 211H225L223 208H227V207H225L224 206V204ZM251 203V201H249V204ZM256 203V202H255ZM258 203V202H257ZM261 203V202H260ZM23 204V203H22ZM50 204L51 203H49V206H50ZM109 204V203H108ZM262 204H263V201H262ZM28 205V204H27ZM115 205H117V203L115 204ZM256 205V204H255ZM44 206H46V205H44ZM100 206H101V204H100ZM190 206V205H189ZM262 207H264V205H261ZM22 207V208H21ZM32 207V206H31ZM38 208L40 207L41 208V206H37ZM37 207H35V211H37ZM57 207V206H56ZM113 207V206H112ZM119 207V206H118ZM244 207V206H243ZM24 208V209H23ZM48 208V207H47ZM65 208V207H64ZM160 208V209H161ZM232 208V207H231ZM42 209V208H41ZM104 209V208H103ZM40 210V209H39ZM44 210H47L46 208L44 209ZM96 210V209H95ZM111 210V207L109 206L108 207V209H107V211L109 212ZM114 210V209H113ZM113 210H112V212H113ZM228 210V209H227ZM235 210V209H234ZM116 211V210H115ZM223 211H224V213L226 212L227 213V215H226V213H225V215H224V213H223ZM4 212V213H3ZM198 212V211H197ZM236 212H237V210H236ZM242 212H244V211H242ZM25 213V212H24ZM40 213V212H39ZM45 213V212H44ZM157 213V212H156ZM35 214V213H34ZM37 215H38V213H37ZM37 215H35V216H37ZM123 215H125V213L123 214ZM156 215V214H155ZM25 216L26 217H28L29 215H27V214H25ZM32 216V215H31ZM126 216V215H125ZM22 217V218H21ZM33 217V216H32ZM127 217V216H126ZM140 217V216H139ZM156 217V216H155ZM161 217V216H160ZM242 217V216H241ZM76 218V219H77ZM261 218H264V217H262L261 216ZM61 219V218H60ZM143 219V218H142ZM193 219V218H192ZM233 220V219H232ZM254 220V219H253ZM256 220V219H255ZM52 221V226H53V229L52 230H50V231H47L48 233L49 232H54V224L56 223H53L54 221L53 220H51ZM132 221V220H131ZM193 221V220H192ZM228 221V222H227ZM234 221V220H233ZM257 221V220H256ZM263 221V220H262ZM75 222V221H74ZM104 222H106V221H104ZM103 222V223H104ZM254 222V221H253ZM109 223L110 224H116L117 222L115 221V219L114 218H111L110 220H109ZM108 223V224H109ZM235 223V222H234ZM259 223V224H258ZM260 217H258V222L256 223V224H258V225H260ZM81 223H79V225H80ZM107 224V223H106ZM148 224V223H147ZM158 224V221H155V220H153L152 222H151V224H150V231H148V233H149V238H150V243H153L154 242V238H155V240L158 242V243H161L162 245H164L165 243H167V240H168V238L170 237V236H175V234H176V239L177 240H175V241H177L178 242V240H181L182 242V244L184 245L185 243H187V241L188 242H190L191 244H200V242H201V240H200V237L198 236V234H200L201 233V231L199 230V232H192L191 234H188L187 235V233H186V230H188V231H190V230H192L191 228H193V226H189V227H185V228H188V229H185V228H183V229H179L178 231L177 230H175V231H169V230H167V231H165V229L164 230H161L160 232H157V231H154V229H155V227H156V225ZM253 224V223H252ZM78 225V224H77ZM86 225V224H85ZM149 225V224H148ZM262 225V224H261ZM26 226H28V227H26ZM36 226V225H35ZM93 226V225H92ZM144 226V225H143ZM143 226H141V229L143 230ZM147 226V225H146ZM220 226V227H219ZM94 227V226H93ZM116 227V226H115ZM145 227V226H144ZM148 227V226H147ZM175 227V226H174ZM235 227V226H234ZM252 227H253V225H252ZM255 227V226H254ZM262 227V226H261ZM57 228V227H56ZM58 228H59V226H58ZM79 228V227H78ZM87 228V227H86ZM85 228V229H86ZM181 228V227H180ZM232 228V227H231ZM238 228V227H237ZM225 229V228H224ZM38 231H39V229H38ZM37 231V232H38ZM73 231V232H72ZM89 231V230H88ZM193 231H194V229H193ZM227 231H228V229H227ZM232 231H235V230H232ZM258 231V230H257ZM71 232V233H70ZM86 232H87V229H86ZM73 233V234H72ZM140 233H142L141 231H140ZM139 233V235H140V237L141 238H143L142 237V234H140ZM186 233V234H185ZM189 233V232H188ZM240 232L239 231H236L235 233H233L232 234V236H230L231 237V239H232V237H234V236H236V235H238ZM258 233V232H257ZM44 235V234H43ZM47 235V234H46ZM80 235V236H79ZM85 235H87V233L85 234ZM89 235H91L90 233H88V237H89ZM220 235V234H219ZM231 235V234H230ZM66 236V237H65ZM180 237V239H179V237ZM229 236V235H228ZM228 236H226V237H228ZM120 238V240L121 241H123V239H125V238H127L125 235H123L122 234V236H119ZM93 238V237H92ZM100 238V237H99ZM137 238H138V236H137ZM136 238V239H137ZM219 238V237H218ZM217 238V239H218ZM225 237H223L222 238V240L224 239ZM235 238V237H234ZM86 239H87V237H86ZM128 239V238H127ZM221 239V238H220ZM228 239H230V238H228ZM141 240V239H140ZM148 240V239H147ZM225 240H227V239H225ZM232 240H234V239H232ZM82 241H84V240H82ZM81 241V242H82ZM89 241V240H88ZM88 241H87V243H88ZM91 241H93V239L91 240ZM139 241V240H138ZM146 241V240H145ZM229 241V240H228ZM231 241V240H230ZM85 242V241H84ZM130 242V241H129ZM174 242V241H173ZM223 242H225L224 240H223ZM69 243H71L72 245H75L73 248H76V250H74L73 252H69V250L71 249H69L68 251H63L65 248H67L68 249V247H67V244H69ZM82 244V243H81ZM174 244H177L176 242L174 243ZM219 244H220V242H219ZM79 245V246H78ZM117 245V246H116ZM148 245V244H147ZM151 245V244H150ZM227 245H229V247H230V242L228 243L227 242ZM76 246H78V247H76ZM93 246H98V247H93ZM103 246H105V248H102V250L100 249L101 247H103ZM192 246V245H191ZM195 246V245H194ZM193 246V247H194ZM197 246V245H196ZM203 246H205L206 247V242L204 243V244H202V248H203ZM221 246V245H220ZM233 246L234 247H232L231 249H228V250H226L227 252H231V254H233V255H237V256H239V259L241 258L242 260H244V257L242 256V254H244L246 257H248V259H249V261H252L254 264H255V262H262V264H264V260H261V259H258V257L256 256V255H254L252 252H250L249 251V249H244V247H242V248H237V247H239V246H236V244H233ZM72 247V246H71ZM79 247H83V249H77V248H79ZM131 247V246H130ZM174 247H175V245H174ZM86 248V249H85ZM129 246L127 247V252H131L130 254H131V258L134 260V264H140L141 263V261L142 262H145V261H143L142 260V257H140L139 255H140V253H138V254H135V252H136V247L135 248H129ZM148 248V247H147ZM197 248V247H196ZM160 249L162 250V248L160 247ZM166 250V249H165ZM204 252H205V256H203V254L202 253H200L198 256H197V259H199V258H202L203 259V261H200L201 263H197V262H195L194 260L196 259V258H194V260H193V262H192V264H194V262L196 263V264H207L208 262H209V260H211V264H215V263H217L218 262V260L220 259V257H221V252H220V250H219V248H218V246L217 245H215L214 243H211L210 245L208 244V246L204 249ZM226 252V253H227ZM198 254V253H197ZM153 255V254H152ZM151 256V255H150ZM259 256V255H258ZM92 257V258H91ZM138 257H139V259H140V261H137V260H139L138 259ZM235 258V257H234ZM147 259H149V258H147ZM193 259V258H192ZM238 260V261H240L239 263L237 262V264H242L241 262H242V260ZM130 260V259H129ZM151 260V259H150ZM160 260V259H159ZM131 261V260H130ZM229 261V262H228ZM237 261V260H236ZM133 262V261H132ZM131 263V262H130ZM129 263V264H130ZM148 263V262H147ZM147 263H145V264H147ZM247 263H249V262H247ZM126 264H127V262H126ZM223 264H233V261H232V259L231 258H228L227 260H225L224 262H223Z\"/></svg>", "mask_w": 264, "mask_h": 264}, {"label": "water", "instance_id": "95a60500", "mask_svg": "<svg viewBox=\"0 0 264 264\" xmlns=\"http://www.w3.org/2000/svg\"><path fill=\"white\" fill-rule=\"evenodd\" d=\"M228 6L259 18H264V0H220ZM131 0H0V56L14 51L15 44L36 32L32 11H55L60 16L46 30L38 32L50 42L76 46L90 59L121 28ZM111 136V131H106ZM92 177V176H91ZM189 177L188 172L182 174ZM140 180L154 182L152 168L146 163ZM174 203L178 200L173 199ZM40 231L52 230L51 218L40 225Z\"/></svg>", "mask_w": 264, "mask_h": 264}, {"label": "crops", "instance_id": "0c3cea01", "mask_svg": "<svg viewBox=\"0 0 264 264\" xmlns=\"http://www.w3.org/2000/svg\"><path fill=\"white\" fill-rule=\"evenodd\" d=\"M222 15H219V17H221Z\"/></svg>", "mask_w": 264, "mask_h": 264}]
</instances>
